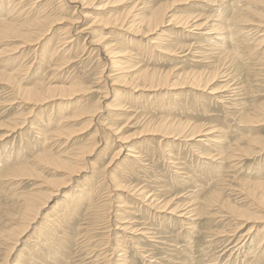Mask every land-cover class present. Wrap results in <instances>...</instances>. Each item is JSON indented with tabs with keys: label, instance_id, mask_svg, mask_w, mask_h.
I'll return each mask as SVG.
<instances>
[{
	"label": "rangeland",
	"instance_id": "374dc122",
	"mask_svg": "<svg viewBox=\"0 0 264 264\" xmlns=\"http://www.w3.org/2000/svg\"><path fill=\"white\" fill-rule=\"evenodd\" d=\"M173 1L95 0L86 9L75 4L84 12L80 14L71 8L59 11L58 0H53L43 16H48L50 22H56L46 34L48 39L33 46L35 48L31 47L32 51L26 49L30 47L19 45V38L0 34V70L12 72L22 61L24 65L29 64L32 69L25 77L30 82L24 86L33 87L39 82L47 84L50 78L55 77L61 82L59 85L74 82V87L88 90L76 95L78 98L74 96L71 101L50 102L30 113V105L24 104L22 97L12 101L11 88L0 82V264H4L12 250V244L8 245L1 239L9 228L19 227L26 198L30 194H44L50 189L48 186L52 180L67 178L66 170L46 162V157H70L90 143L105 148L104 154L94 155L81 177L54 201L48 202L40 219L8 257L9 264H264V241L259 243L264 239V221L240 219L223 203L226 201L249 210L250 214L264 217V207H260L250 194L260 183L264 184V153L250 143L254 139H264V66L261 65L264 63V44H259L256 36L248 31L254 25L244 30V34L238 33L239 26L233 20L241 14L240 19L258 23L264 17V2L179 1L180 4L172 11L175 18L201 13L202 22L206 20L207 27L211 25L217 30L215 36L221 33L229 35L223 46L217 45L216 39L211 42L208 35L201 34L202 31L197 32L200 35L195 38L189 29L171 25L164 29L167 41L163 42V50L159 52L154 48L159 35H153L151 40L122 33L120 26L104 27L106 24H102L105 19L125 18L134 6L131 16L138 13L147 18L153 8L163 4L169 6ZM244 1L249 2L245 8L247 12H240L238 8L246 4ZM29 3L23 5L25 12L22 14L19 13L21 9L15 13L5 14L8 9L1 12L2 21L4 19L3 22L11 25L32 23L36 16L30 13L27 17ZM76 10L80 17L74 14ZM77 21L79 23L74 28ZM234 25H237L236 29ZM73 30L76 35L79 30L85 33L70 40V53L50 59L53 47ZM102 32L105 40L98 45ZM93 41L95 46L91 45ZM17 46L21 48L15 49ZM105 46H117L118 51L132 54V57L127 56V61L131 60L130 65L135 66L131 76L140 75L139 80H132V83L151 84L147 76L157 71L159 74L169 73V81L175 85L177 76L191 78L193 73L210 74L220 69L222 75L227 76L210 85L220 94L212 93L213 89L190 87L170 90L147 86L133 90L131 85H113L120 74L105 80L106 74L111 75L109 70L112 67ZM234 49H239L243 58H239ZM42 57L45 59L43 64ZM60 62L63 68L55 71ZM232 87L237 88L238 94L230 93ZM112 89H117L118 97L114 98ZM107 92L109 97L104 100ZM221 93L220 102H228L223 103L226 106L215 99ZM117 103H122L123 110L121 106H115ZM103 104L108 110H101ZM91 111L94 114L100 111L101 115L98 113L93 117ZM91 116L92 123L88 122ZM167 120H174L175 125L187 124L182 127V138L176 140L148 132V126H152L151 130L155 127L153 124ZM20 123L24 125L15 133L5 131L6 126ZM195 126L202 127L204 133L211 130L208 137L217 141L208 142L209 146H205L200 142L206 140L205 135L189 140ZM60 131L64 132L59 136H48L47 140L49 133ZM235 145H240L245 152L236 156L235 159L239 158L236 162L230 157ZM119 149L122 153L113 161ZM130 149L139 153V161L126 156ZM201 152L206 156L201 157ZM235 163L237 165L232 168ZM24 165L30 166L32 171L18 176L14 168ZM121 185L127 188L121 190ZM128 187L155 195L159 198L158 205H147L149 202L129 192ZM216 189H221L222 203L207 207L206 201L212 198L210 193ZM90 191L92 200L88 198ZM66 195L75 200L72 206L67 204ZM258 195L260 197L261 193ZM170 200L167 208H160ZM176 207L179 213H173L172 209ZM73 209L77 210L72 213ZM46 216L51 221L44 225ZM52 228L55 231L50 232ZM243 234L249 235L248 241H238L239 235Z\"/></svg>",
	"mask_w": 264,
	"mask_h": 264
},
{
	"label": "bare ground",
	"instance_id": "6f19581e",
	"mask_svg": "<svg viewBox=\"0 0 264 264\" xmlns=\"http://www.w3.org/2000/svg\"><path fill=\"white\" fill-rule=\"evenodd\" d=\"M53 0H0V13L1 12H5L7 9V11L5 12L6 13H11V12H16L17 9H21V11L19 12L20 14L24 13L25 10L23 9V5H25L27 2H30L29 3V13H33V15L35 14L36 18L32 21V23L30 24H18V25H11L10 23L8 22H3L2 21V16H0V34L1 35H6L8 37L11 36V37H14V38H19V41H21V43L19 45H22L23 47H30V48H26V49H30V51L33 50V46H36V45H40L42 44V42H44V40L48 39L46 37V34L47 32L51 29L52 25L56 22L55 20H53L52 22H50L51 20L49 19V17H45L43 16L44 12L46 11L47 9V6L48 4H51ZM95 0H58V10L60 11H66L69 10L70 8L71 9H77V5L75 4H79L78 7L80 5H82L84 7V9L86 8H89V4H93ZM179 1H182V0H174L172 2V4H170L168 6L167 5H160L158 8H153L150 12V15L147 17V18H143L141 17V14L137 15L135 14L134 16H131L133 14V10L134 8H136V6L132 7L131 10H129V14L126 15L125 18H121L120 17H117V18H114V19H105L104 20V23L102 24H106L104 25V27L106 26H117L119 28H121L120 31L125 32L129 35H132V36H140V37H143V38H152L154 37L153 35H159L158 36V41H154V48L156 50H163V42L167 41L166 37L165 36H168L167 35V32L164 30L166 27L168 26H176L178 28H181L183 30H188L191 31V33L194 34V37L196 38V36H199L200 34L197 33V32H200L202 31L203 33L201 34H204V35H208L209 36V40L214 41L216 39V43H218L217 45H221L223 46V43L226 42L227 38H229V35L227 37V34L226 33H221V34H217L216 36L214 34H216L217 30H215L211 25H209V27H207L206 23L208 22H202V17L203 15L200 13H198V15L196 14H192L191 16H188L186 18H182V19H177L175 18V16L172 14V11L174 9H176V6L179 5ZM184 1V0H183ZM187 1H192V0H187ZM256 1H261V2H264V0H256ZM152 2V1H151ZM245 2V1H244ZM238 3V2H237ZM241 3V2H240ZM238 3V4H240ZM246 4L244 5H241V8L239 7L238 10L240 12H247L245 10V8H247L249 2H245ZM150 4V3H149ZM200 4V3H199ZM7 5V6H6ZM11 5V6H10ZM201 5V4H200ZM204 6V5H203ZM240 6V5H239ZM246 6V7H245ZM12 7V8H11ZM81 7V6H80ZM79 7V8H80ZM194 7V6H193ZM201 7V6H199ZM11 9V10H9ZM199 9V8H198ZM203 10V8H201ZM78 10V9H77ZM77 10L74 11V14L78 15V13L80 14H84V12L80 10H78V13H77ZM71 11V10H70ZM200 11V10H199ZM238 11V12H239ZM49 12V11H48ZM198 12V11H197ZM47 13V12H46ZM131 13V14H130ZM196 13V12H195ZM4 14V15H5ZM1 15V14H0ZM241 14H239V16L237 17H233V20H235V22L237 23V25L239 26V28L237 29L238 33H243L244 30L248 29L250 25H254L253 29L251 30H248L250 31L251 34H254L256 36L255 40L258 41V43L260 44H264V17L261 19V20H258L257 22L258 23H252V21L250 19H240L239 17ZM79 16V15H78ZM81 16V15H80ZM79 16V17H80ZM89 16V15H87ZM29 17V15L27 16ZM90 17V16H89ZM131 18V19H130ZM81 19V18H80ZM101 19V18H100ZM142 19V21H141ZM208 19V18H207ZM76 20V19H75ZM242 20V21H241ZM64 21V20H63ZM137 21H140L139 23H137ZM58 22V21H57ZM73 22V21H72ZM71 22V23H72ZM79 22H75L73 25L77 26ZM237 25H234V28L236 29L237 28ZM76 26L74 28H76ZM91 26V25H90ZM91 28V27H90ZM84 29V28H83ZM224 29V28H222ZM53 30V29H52ZM77 30V29H76ZM92 30V29H91ZM231 30V29H230ZM88 31V30H87ZM90 31V30H89ZM67 32V31H66ZM91 32V31H90ZM112 32V31H111ZM85 31L84 30H79V32H77V35L78 34H84ZM87 33V32H86ZM98 34V33H97ZM120 34V37L122 36L121 33ZM244 34V33H243ZM68 35L69 36H64V38H61L60 40V44L56 47H53V54H51V58L50 59H53L55 57H60L61 55H65V53H70L71 50H72V42H70V40L72 38H74L75 36L76 37H79L76 35V33L73 31H69L68 32ZM92 35V34H91ZM101 37L97 40V43H99L98 45H101L104 40H105V36L103 35V32L100 33ZM111 35V34H110ZM234 35V34H233ZM248 35V34H247ZM62 36V35H61ZM152 36V37H151ZM249 36V35H248ZM202 37V36H201ZM232 39L231 41H233V36H231ZM113 39V38H112ZM157 40V39H156ZM87 41V39H86ZM151 42V41H150ZM210 42V41H209ZM234 42V41H233ZM91 43V42H90ZM101 43V44H100ZM89 44V43H88ZM48 45H50V43H48ZM91 45H94L95 46V42L93 41V43ZM152 45V44H151ZM215 45V44H214ZM22 47V48H23ZM33 47V48H31ZM98 47V46H97ZM110 47V46H109ZM21 46H17L15 49H20ZM99 48V47H98ZM96 48V49H98ZM101 48V47H100ZM103 48V47H102ZM107 50L108 52V56H107V59H109L110 61H108L106 58V60L111 64V69L109 70V72L111 73V75H107L105 76V80L109 81L111 80V78L113 76H117L119 75V77L115 79V83L113 85H119L120 83L121 84H125V87L126 85H131V89L133 90H141V88H144V87H147L149 86V88H153L155 89V87H166L168 89H176V87H181V88H186V87H190V88H193V89H213L212 93H219L216 89L217 88H214L210 85H213L216 81V79L218 80V78H225L226 76L225 75H222V73L220 72V69L219 70H215L214 72L212 71L210 74H197V73H193V75L190 77L188 76H177L176 77V81L178 83H170L169 81V73L168 74H159L157 72H153L152 75H148L147 76V79L148 81L151 83V84H148L146 85V83H142V82H137V83H132V80H139V77L140 75L138 74V76H131V73L133 72L132 68H134L135 66H131L130 63H131V60L130 61H127V56H130L132 57L131 53H127L126 51H118V48L117 46L115 47H110V48H107V46L104 47V50ZM218 48V47H217ZM24 49V48H23ZM212 49V48H210ZM18 50L16 51V53L18 52ZM25 50V49H24ZM35 50V49H34ZM85 50V48H84ZM93 50V49H92ZM102 50V49H101ZM236 51H234V53L239 57V58H243L242 56V53L239 49H234ZM202 51V50H201ZM29 52V51H28ZM36 52V51H35ZM91 52V51H89ZM95 52V51H94ZM160 52V51H159ZM24 52H22V54H24ZM97 53V52H96ZM100 53V51H99ZM106 53V52H105ZM205 53V52H204ZM38 54V53H37ZM35 54V56L37 55ZM127 54V55H126ZM203 54V53H202ZM212 54V53H211ZM102 55V54H101ZM107 55V54H106ZM106 55H103V56H106ZM34 56V57H35ZM37 56H40V55H37ZM42 56V55H41ZM98 56V55H97ZM64 57V56H63ZM126 57V58H124ZM201 57V56H200ZM206 57V56H205ZM31 58V57H30ZM48 58V59H49ZM25 59V58H24ZM23 59V60H24ZM79 59V57H78ZM246 59H249V58H246ZM28 60V59H27ZM44 58L42 57L41 61H42V64L44 62ZM26 61V60H25ZM105 61V62H107ZM248 61V60H247ZM79 62V61H78ZM107 62V63H108ZM22 64H20V66L16 69V70H13L12 72H7V71H3V70H0V82L2 83H6L10 88H11V92H12V101H15V99L19 98V97H22V101H25L24 104H29L30 105V108H31V111L30 113H32V111H34L36 108H41L42 106H45L47 105V103H50V102H54V101H71V99L80 94L81 92L85 91V93H87V89H81V88H76L74 87L75 83L74 82H70L68 85H66V83H63L61 85H59L61 82H58V80L53 77V78H50L49 79V82L47 84H44L42 82H39L37 83L35 86L33 87H28L27 85L24 86V84H27L30 82V80H28L25 75H27L29 73V71L32 69L31 66H28V65H24L25 62H21ZM68 63V62H67ZM104 63V62H103ZM248 63V62H247ZM31 64V63H30ZM261 65L264 66V63H261ZM68 66V65H67ZM56 69L55 71H60L62 68H61V62L60 64L56 65L55 66ZM61 68L58 70V68ZM78 67V66H77ZM106 67V66H105ZM108 67V66H107ZM31 68V69H30ZM65 68V67H64ZM67 68V67H66ZM52 69V68H51ZM228 69V68H226ZM54 70V69H53ZM63 71H66V70H63ZM222 71V70H221ZM224 71V70H223ZM58 73V72H57ZM103 73V72H101ZM226 73V72H225ZM224 73V74H225ZM24 75V76H22ZM103 75V74H102ZM181 75V74H180ZM203 75V76H202ZM260 74H257V76H259ZM231 77H229L230 79ZM102 79V78H101ZM72 80V79H70ZM228 81V79H226ZM234 81V80H233ZM113 83V82H112ZM112 83L110 85H112ZM229 83V82H228ZM232 83V82H231ZM1 84V83H0ZM109 84V83H108ZM120 84V85H121ZM233 84H236V83H233ZM241 84V83H240ZM80 85V84H79ZM226 85V84H225ZM128 86V87H129ZM241 86V85H240ZM243 86V85H242ZM141 87V88H140ZM224 87H227L229 88V86H224ZM223 87V89H224ZM114 88V87H113ZM111 89V88H110ZM162 89V88H161ZM221 89V88H220ZM90 90V89H89ZM92 90V89H91ZM230 90V93L231 94H235L237 93L238 94V90L237 88H231L229 89ZM94 91H97V90H94ZM93 91V92H94ZM111 92H114V98L118 97L119 96V93L116 95V93L118 92L117 89L116 91L114 89L110 90ZM92 92V91H91ZM98 92V91H97ZM102 92V91H101ZM224 92V91H223ZM107 94V95H106ZM105 95V99H108L109 97V93L107 92ZM112 94V93H111ZM225 94H228V93H225ZM24 95V96H22ZM82 95V94H81ZM87 95V94H86ZM100 95H103V94H100ZM242 95V94H241ZM80 96V95H79ZM104 96V95H103ZM239 96V95H237ZM77 97V96H76ZM234 97V96H233ZM78 98V97H77ZM102 99V98H101ZM215 99L220 102V100L222 99V93L220 96L218 97H215ZM241 99V98H240ZM100 101V99H99ZM102 101V100H101ZM115 101V100H114ZM233 101H237L239 102L240 100H233ZM65 103V102H64ZM101 103V102H99ZM220 103H227L229 104L228 102H223L221 101ZM63 103L61 102V105ZM227 104H223V105H227ZM237 103L235 102V105ZM61 105H58V106H61ZM97 105V104H96ZM104 105V104H103ZM122 105V103H121ZM119 103H117L115 106L118 108H120L121 106ZM79 106V105H78ZM106 106V107H105ZM101 107V106H100ZM122 107V106H121ZM99 109V107H97ZM96 108V109H97ZM102 109H107V105H104ZM37 110V109H36ZM95 110V108H94ZM122 110H123V107H122ZM129 110V109H128ZM81 111V110H80ZM125 111V110H124ZM103 112V111H102ZM29 113V114H30ZM91 113H93L91 111ZM100 113V111L98 112H95V114H98ZM81 114H90V113H87V112H82ZM93 113V117L95 115ZM28 115V114H27ZM31 115V114H30ZM29 115V116H30ZM91 115V114H90ZM101 115V113H100ZM98 115V116H100ZM27 116V118L29 117ZM97 116V115H96ZM93 117H89V121L90 123L93 122ZM92 118V119H91ZM96 120V119H95ZM65 121H66V118H65ZM92 121V122H91ZM151 121V120H150ZM95 122V121H94ZM100 122V121H99ZM102 122V121H101ZM148 122V121H147ZM175 121L174 120H167L166 122L162 123L161 124H153L155 125V127H153L151 130L150 128L152 126H148L147 127V130L148 132L151 131L150 134L152 133H160L163 137L165 138H172V139H176L178 140L180 137L182 138L183 134H184V130L182 129L183 126H187L186 125H183L181 123L179 124H176L174 123ZM65 123V122H64ZM104 124V123H103ZM21 125H24V123H20V124H11L6 126V129L5 131H10V132H13L15 133L16 131H18L19 129H21ZM60 126V125H59ZM105 126V125H104ZM102 128V127H101ZM104 128V127H103ZM182 129V130H181ZM212 129V128H211ZM106 130V129H105ZM108 130V129H107ZM116 130V129H113V131ZM120 130V129H119ZM202 127H193V129L191 130L190 132V137L189 140L191 139H194V138H198V137H203L202 135H205L206 137V140L202 139V142L203 144H205V146H209V143L208 142H213V141H217V140H214L213 137H208V135H210V131H208L207 133H204V131L202 132ZM109 131V130H108ZM64 131H60V132H52V133H49L46 138L47 140H49V137L48 136H59L63 133ZM112 133H115V132H112ZM120 133V132H119ZM145 133V132H144ZM148 134V135H150ZM40 136V134H39ZM143 136V134H142ZM141 136V137H142ZM159 136V135H158ZM161 136V137H162ZM11 137V136H10ZM54 138V137H52ZM118 139V137H117ZM118 141V140H117ZM123 141V140H122ZM125 142V140H124ZM123 143V142H122ZM214 143H219V142H214ZM251 144L254 145L255 148H260V151L262 153H264V139H261V140H258V139H254L250 142ZM107 145V144H106ZM122 146V144H121ZM122 148V147H121ZM135 148V147H134ZM104 149L105 148H100L98 147L96 144H93V143H90L88 144L87 146L83 147L82 149L79 150L78 153L76 154H73L72 156L70 157H67L66 155H62V156H59V157H46V162H49V163H52V164H57L59 166H61L62 168H64L66 170V174H67V178L66 179H63L61 181L59 180H52L50 181V185L48 186L50 189H48L44 194H41V193H38V194H30L27 198H26V202H25V207L24 209L22 210V213H21V221H20V225L18 228H9L8 232H7V235L1 239L4 241V243H7L8 245L9 244H12V250H11V254L15 251V249L20 245V242L22 241L23 239V236L24 235H27L31 229L34 227V225L37 223V221L40 219L41 217V214H42V211L44 209H46L47 205H48V202H52L55 200L56 197H59L61 194L64 193V190L67 189L68 187H70V185L74 182H76L77 178L81 177V174L85 172L84 168L86 167V165H90L91 163V158L94 156V155H100L101 153L104 154ZM107 149V148H106ZM129 149V148H128ZM120 150V149H119ZM118 150V151H119ZM138 150V149H137ZM243 149H240V145H235L234 147H232L231 149V155L230 157L233 159L234 162L236 161H239V158L235 159L237 155L241 154L243 155L245 152L242 151ZM96 153V154H95ZM120 153H122V149L116 153V155H114V158H113V161L118 159V156H120ZM109 154V153H108ZM139 154V153H137ZM136 154L135 150H129L128 154L126 155L127 157H130V158H136V160L140 159L139 156ZM201 157H205L204 156V153L201 152ZM209 155V154H207ZM69 156V155H68ZM125 158V157H123ZM129 160V159H128ZM127 161V160H126ZM132 163L134 164L135 161H133L131 159ZM129 161V163L131 162ZM139 161V160H138ZM172 161V160H171ZM6 163V162H5ZM125 163V162H124ZM26 164V163H25ZM132 165V164H130ZM237 165V163L233 164L231 167L232 168H235V166ZM7 166V165H6ZM137 166V165H136ZM136 169V168H135ZM14 170L16 172H18V176L22 175V176H25L27 175V172H31L32 171V168L30 166H27V165H24V166H21V167H15ZM117 172V171H116ZM20 173V174H19ZM110 175V174H109ZM113 177V176H112ZM115 180H117L116 177H113ZM124 178V177H123ZM95 181V180H94ZM102 185V184H101ZM237 185V184H236ZM255 186H257V184L255 183ZM117 189L119 190L120 189V186L117 185L116 186ZM95 188V187H94ZM103 188V187H102ZM127 187L121 185V190L125 189ZM91 190V189H90ZM102 190V189H101ZM136 188H133V189H130V187H128V191L129 192H134V194H137L138 196H140L139 198L141 200H143L144 202H149L147 205H156L158 203V199L155 195H150L148 193H143V191H140L139 190H136ZM217 190V189H216ZM221 189H218L217 191H214L212 193H210L212 195V198L207 200V207L208 206H212V205H215V204H220V202L222 201V192L220 191ZM233 190V189H232ZM261 193L260 197H259V193ZM257 190H254L252 192H250V194L253 196V199L257 201V203L260 205H262V207H264V184L260 183ZM99 191V190H98ZM126 191V190H125ZM152 192V191H151ZM105 193V192H104ZM95 194V193H94ZM98 195V193H97ZM130 195V194H129ZM133 195V194H132ZM105 196V195H104ZM107 196V195H106ZM88 198L89 200L91 199L92 200V194H91V191L89 192L88 194ZM133 198V197H132ZM137 199V198H136ZM252 199V200H253ZM65 200H67V204H71V206L73 205L72 203H74V199L72 196L70 195H66L65 196ZM172 200L166 202L165 204H163L160 208L161 209H165L167 208L168 204L171 203ZM81 202V201H80ZM79 202V203H80ZM222 203V202H221ZM225 207L228 208V210H230L233 214H236L238 215V217L240 219H245V220H248V221H254V222H260L261 221H264V217H262L261 215L259 216H255L253 213L250 214V211L249 210H244V209H241V208H237L235 206H232L231 204H228L226 201H223ZM81 204V203H80ZM80 204H77V205H80ZM75 205V206H77ZM158 205V204H157ZM151 206V207H152ZM261 207V206H260ZM69 208V207H68ZM67 209V207L65 208ZM208 209V208H207ZM256 209V208H255ZM77 210V209H76ZM75 209L71 210L72 211H76ZM209 210V209H208ZM173 213H179L177 212L178 211V208H173L172 209ZM183 211V209H182ZM194 211V210H193ZM207 211V210H206ZM263 211H264V208H263ZM68 212V211H67ZM70 212V211H69ZM73 213V212H72ZM189 213L191 214V211H189ZM188 213V214H189ZM193 213V212H192ZM186 215V214H184ZM58 216V215H57ZM47 217V218H46ZM46 221H45V224L46 225L49 221V218L48 216H46ZM235 217V216H233ZM133 223V222H132ZM242 223V221H241ZM254 224V223H253ZM252 224V225H253ZM237 225V224H236ZM256 225V224H255ZM249 226V225H248ZM7 228V227H6ZM252 228V227H250ZM42 229H44V226L43 228L40 229L39 231V234L41 235V231ZM124 229V228H123ZM254 229V228H253ZM252 229V230H253ZM54 230V228L51 229L50 232H52ZM248 230V229H247ZM55 231V230H54ZM125 231V230H124ZM134 232V230H133ZM248 233V232H247ZM242 234V233H241ZM250 234V233H249ZM51 235V234H50ZM142 235V234H141ZM144 236V234H143ZM26 237V236H25ZM121 237V235H120ZM234 237V236H233ZM247 237H249L248 234L246 235H242L240 237L239 235V239L238 241H241V242H244V241H248ZM1 238V237H0ZM37 238V237H35ZM121 239V238H120ZM2 241V242H3ZM264 239L260 240V244L261 242H263ZM240 243V242H239ZM2 244V243H1ZM240 245V244H239ZM259 245V244H258ZM235 246V245H234ZM261 247V246H260ZM264 247V246H263ZM255 249V248H254ZM253 249V250H254ZM260 249V248H259ZM13 251V252H12ZM252 251V250H251ZM257 251V250H256ZM264 251V250H263ZM10 252V251H9ZM253 253V252H252ZM257 253V252H255ZM262 253V252H261ZM11 254L9 253L6 257V261L4 262V264H9V261H8V257L11 256ZM59 254V253H58ZM262 255H264L262 253ZM121 256V255H120ZM230 257V256H229ZM58 258V257H57ZM56 258V259H57ZM104 258V257H103ZM125 258V257H124ZM125 261V260H123ZM260 262V261H259ZM125 263V262H124ZM224 263V262H223Z\"/></svg>",
	"mask_w": 264,
	"mask_h": 264
}]
</instances>
